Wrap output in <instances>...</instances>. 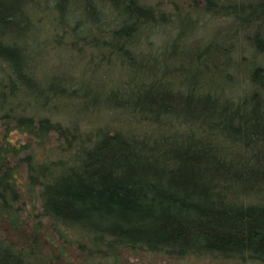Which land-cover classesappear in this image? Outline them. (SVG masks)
Segmentation results:
<instances>
[{
  "label": "trees",
  "instance_id": "16d2710c",
  "mask_svg": "<svg viewBox=\"0 0 264 264\" xmlns=\"http://www.w3.org/2000/svg\"><path fill=\"white\" fill-rule=\"evenodd\" d=\"M192 1L193 10H169L0 0V114L11 119L0 135V220L28 223L21 211L39 186L41 214L62 236L77 228L97 248L264 264V0ZM203 12L230 24L191 41ZM52 41L101 57L95 68H106L110 89L38 75ZM58 102L75 113L108 106L114 124L137 125L83 130L74 114L63 123L46 113ZM50 137L57 143L38 159L33 145ZM37 259L0 235V264Z\"/></svg>",
  "mask_w": 264,
  "mask_h": 264
},
{
  "label": "rangeland",
  "instance_id": "374dc122",
  "mask_svg": "<svg viewBox=\"0 0 264 264\" xmlns=\"http://www.w3.org/2000/svg\"><path fill=\"white\" fill-rule=\"evenodd\" d=\"M149 4H157L165 7L169 10H193L195 5L192 0H144ZM199 8H203L199 3ZM205 10V9H203ZM199 11V9H198ZM196 14V13H195ZM194 15V14H193ZM195 16V15H194ZM230 20L227 17H217L213 13L203 12L201 15L200 23L198 24L199 33L191 38V41L200 38V41L205 39V42L209 41L208 33L213 34L212 31L216 29H222L228 27ZM45 26V25H44ZM47 26V25H46ZM42 33V32H41ZM48 34V32H46ZM43 32L41 35H45ZM211 37V36H210ZM172 38V36L170 37ZM209 38V39H208ZM204 42V43H205ZM44 52L35 60L36 72L38 75L51 79V77L63 78L64 83L71 87V84L80 83L82 79L86 81H92L93 85L103 84L106 90L110 88L106 86L109 81V77L106 76V68L103 67L96 71V63L100 61L101 57H94L88 53H82L78 50H71L69 47L63 44L48 43ZM91 59L93 61H91ZM115 68H113L114 70ZM111 72V71H110ZM117 71L114 72L115 77ZM111 78V77H110ZM116 78V77H115ZM122 79H125L122 77ZM244 80V79H243ZM60 109L58 111H48L54 119L62 120L65 123L71 114H74L79 119L78 123L82 124V129H92L95 124L106 126L108 130L113 131L117 127L122 128H134L136 122L133 120L128 123L119 121L113 123L116 112L111 107L105 106L99 107L97 110H89L75 113L73 103L58 102ZM69 114V115H68ZM6 120H11L6 117L2 119L0 114V135L4 129V123ZM115 120V119H114ZM113 124V125H112ZM115 125V126H114ZM11 139H18V134L12 132ZM24 139V138H23ZM57 143L54 137H50L45 145H33L32 151L36 157L43 158L45 151ZM21 171L23 173L22 178L28 180V162L21 161ZM34 196H28L25 202L24 209H22V216L28 217V223H24L22 226H14L7 221L0 220V235H5L16 246L21 247L23 250H30L34 256H37L39 260L44 264H261L260 262L252 261L250 259L240 260L234 258H224L216 256H200L196 254L189 255H170L160 252L149 251L141 248H97L91 239L83 233L80 229L69 228L67 233L62 236L54 229L51 224V219L41 214L42 202L38 195L39 186L36 187ZM40 219L42 221V228L37 232L38 236H35L33 230V221ZM37 241V242H36ZM36 245H33L35 244Z\"/></svg>",
  "mask_w": 264,
  "mask_h": 264
}]
</instances>
